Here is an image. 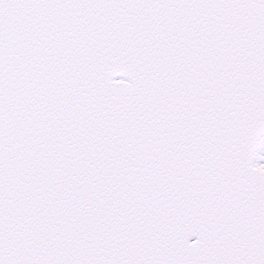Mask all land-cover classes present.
<instances>
[{
	"label": "snow or ice",
	"instance_id": "snow-or-ice-1",
	"mask_svg": "<svg viewBox=\"0 0 264 264\" xmlns=\"http://www.w3.org/2000/svg\"><path fill=\"white\" fill-rule=\"evenodd\" d=\"M0 264H264V0H0Z\"/></svg>",
	"mask_w": 264,
	"mask_h": 264
}]
</instances>
